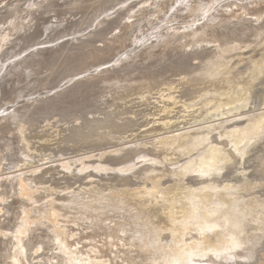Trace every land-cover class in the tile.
<instances>
[{"label": "bare ground", "instance_id": "1", "mask_svg": "<svg viewBox=\"0 0 264 264\" xmlns=\"http://www.w3.org/2000/svg\"><path fill=\"white\" fill-rule=\"evenodd\" d=\"M147 1L149 0H140V2ZM42 2L50 7L57 5L56 0H43ZM144 4L146 5V3ZM39 6L42 7L43 5L33 2L29 5V8L36 10ZM72 8H76V6ZM170 8L172 10L167 13L168 26L155 31L150 44L141 42L140 46L128 50L116 62L109 64L103 62L104 64L96 67L95 71L89 72L87 70L89 73L80 74L79 78L72 79L64 87L56 90L52 89L49 92L51 95L47 94L41 98H38V96L33 98L30 103L35 104L34 102L39 100L40 104L46 106L59 101L61 103L62 100H65V97L75 92L76 94L77 92L81 93L84 86L88 88V85L94 84L97 80L108 86L114 85V87L122 89L130 88L136 91V94L137 91L144 94L145 89L150 92L154 87L165 85L161 89L165 96L160 100L164 102L162 109L165 112L172 113L170 106L173 104L176 107L178 103L182 102V107L188 109L185 111L188 114L182 116L187 117V115H191L190 108L197 106L194 109L201 112L200 115L204 114L206 119L210 120L209 124L207 125L204 122L205 125L201 126L202 122L199 119L194 121L193 126L187 128L179 125L181 121H173L172 118L163 117L161 118L163 120L155 122L156 124L149 128L151 132L157 129L165 130L161 133L159 131L156 137L154 136L155 139L150 136L152 140L154 139L152 142H141V138L140 140L137 138L135 141L132 139L133 145L130 144V140L127 141L130 144L128 146L125 142H122L124 141L122 140L124 139L123 134L137 128L133 129L139 121V118H137L139 110L131 111L134 116L130 114L129 117L126 115L123 118L117 117L118 119L114 118V115L112 116L110 112H106L102 116L94 113V116L91 114L92 116L88 117L89 115L85 114L88 111L85 110L81 124L76 122L74 115H78L75 113L72 114L74 117L72 123L68 127L66 126V130L70 131L67 134L70 135L69 137H72V135L78 137L74 144L67 145L71 153L63 152V145L61 146L60 141H58L57 146L53 145L57 149L54 148L56 153L54 156H58L57 153H60L61 157L51 158L50 156V165L44 169L41 168L39 171L41 173L25 174L22 172L9 176L7 170L20 166L21 162L24 165L33 164V161H35L33 158L35 159L40 155L44 159L47 153L41 152H44V148L47 149L50 145L46 144V141L45 144L40 141L41 144L37 146L35 145L36 141L31 140L34 135H28L29 126L27 124L30 122L29 119L25 120V115L26 119L27 116L32 118V116L30 117L32 114H26L27 111L31 110H28V108L21 109L22 106L15 105L13 111L12 109L10 111V108L3 111L4 107L2 109L3 113H0V135L6 131L8 127L6 124L9 125L15 121H17V127H15V124L14 129H18V133H15V131L16 136L10 135L12 137L7 138L6 142L1 140L5 142V147H0V205H4L6 208V206L11 205L5 206V204L11 202L13 206L10 208L13 209L12 207H14V210H16L18 209L16 206L19 204V212L23 218L16 223L15 231L25 234V237L21 236L18 239L17 235L12 236L16 246V250L11 252L12 255L10 253L13 264L43 263V259L39 260L47 254L45 252V256L41 257L43 248L50 249L54 244L59 246L64 244L66 247L77 249L79 253H75L70 257H61L64 260L71 258L75 260V264H107V262H112L111 264H264V109L261 111H257V108L256 111L249 109L252 104L256 103L257 98L264 102V89L260 92L256 90L258 84L260 85L264 81V46L260 47V43L264 42V0H180L177 4L176 0H172L169 3ZM11 9L15 10L17 8ZM145 9H133L128 17H139L140 21L142 20L141 14ZM162 11L160 10V12ZM159 15L157 14V16ZM181 15H184L183 17L186 19H183L184 21L180 24H178L180 20L177 24H174ZM112 17L113 14L108 19H112ZM67 20L65 22V19L59 20L57 18V20L49 23L52 26L44 24L48 26H45L47 29H54L64 25V22L67 23ZM103 21L99 20L97 22L104 23ZM133 24L135 22L130 24L129 20L124 21V18H119L116 20V27L119 28L118 32L113 34L112 37L106 38L104 40L106 43L103 46L98 45L91 51L79 56H82L81 58L87 63L89 60L94 61L104 52L111 53L114 49H120L126 40L129 41L130 37L134 36ZM69 27L71 29V26ZM7 28L12 29L10 26ZM134 28L136 29V27ZM55 30L57 29L55 28ZM227 30L230 33L226 35ZM22 31H24V28ZM76 38L78 37L73 39L80 42L81 38ZM2 41H6L3 36L0 38V42ZM212 42L217 43L210 45ZM179 43L181 44L178 45ZM3 45H0V52ZM188 46H192L191 49L188 50ZM9 47L10 50L12 46ZM62 47L63 45L60 48ZM173 47H176V49L184 47L183 50H186L184 56H188L190 53L196 54L195 58L201 59L198 67L193 70H175L171 67L170 70H165L164 75H158L156 72L136 74L137 70L128 69V66L134 62L140 63L144 58L150 59L157 53L165 52ZM57 48L59 49L58 46L56 48H39V51L34 52V54L28 52L23 57L21 56L22 58L11 59V62L6 66L2 65L0 67V94L4 86L1 87V82L6 77V72L7 75L10 74L12 77L13 74L18 76L16 73L26 74V76L36 74L44 62L45 54L43 51L52 50L53 53H56ZM5 49L7 52L9 51L7 48ZM122 52L120 51L119 54ZM245 54L248 55L247 58H244ZM236 55L240 57L238 61L234 59ZM241 61L246 62L243 68L239 65ZM4 67H7L5 72H3ZM150 73H154V77ZM165 75L169 76L158 83L157 78ZM175 75L180 77L175 79L173 78ZM124 82L127 84H124ZM24 88L26 89V87ZM90 89L92 90V88ZM142 89L144 91H141ZM123 91L125 92V90ZM52 92L54 93L52 94ZM127 93L125 92L126 95ZM107 94L110 95L108 92ZM3 95L0 98H4ZM80 95L82 96V94ZM115 95L119 97L118 93H115ZM150 97L152 96H148L147 93L146 97L143 95L138 99H152ZM101 98L103 99V97ZM165 98H170L171 102L164 101ZM103 100H105V97ZM101 102L103 101L101 100ZM33 104L32 106H34ZM77 104L78 102L75 104L76 107ZM104 107L106 108V106ZM43 108L42 106V110L47 109V107ZM67 108L69 109L68 106ZM91 109L88 110L91 112ZM42 110L35 111L40 113ZM58 111L60 112L59 109ZM148 111L150 112L149 109ZM140 112L142 113V111ZM38 113L36 115H39ZM36 115L34 114V117ZM40 115L42 116L43 112ZM166 116L168 115L166 114ZM36 117L33 119H36ZM65 117H63V120ZM197 117L198 115L194 118ZM66 119L68 120V118ZM176 119L174 118V120ZM183 119L186 120L185 117ZM74 120L75 122H73ZM13 125L9 126L12 127ZM48 125H50V122ZM57 125L52 127H58ZM161 125L163 127L160 128ZM142 126L140 125L138 128L141 129ZM14 129L9 128L12 133ZM87 129L88 131H86ZM9 130H7V134H3L4 137L5 134H9ZM49 131L46 132L48 135ZM11 132L10 134H12ZM43 132L42 130L41 133ZM34 133L37 135L39 131ZM117 134L120 136H117ZM67 138H62V141L64 142ZM51 139L53 141V137ZM73 140L70 139L69 141L73 142ZM142 140L144 141V139ZM112 142L114 144L110 146L114 148L109 147L108 150V147H100L105 146L106 143L112 144ZM3 143L0 144L3 145ZM78 145H84V147L86 145V147L90 146L95 149L89 150L90 147H88V150H86L83 147V152L77 155L81 151ZM47 150L51 149L48 148ZM73 154H75L74 161L69 157ZM96 156L100 159L92 160L90 158ZM80 158L90 159L78 162ZM59 161L60 164H58ZM74 162L78 164L76 165ZM254 164L260 167L259 170L247 172L248 168L255 167ZM40 165L43 166L44 164ZM228 167H232L235 172L240 171L241 173L230 176L228 174L230 171H227ZM53 169L64 173L61 175L66 181L58 180L50 174V172H54ZM72 169V176H70ZM15 172L17 173V171ZM93 176H100L101 178L93 179ZM55 178L62 183L65 182V188L63 187L60 190V187H58L60 183L58 182L55 185L53 182ZM71 178L88 180L85 182L76 180L80 185L73 188L74 186L72 187L70 182ZM50 183L57 187L53 190L57 194L60 193L54 199L47 200L46 203H42L40 206L35 205V208L29 206L33 198L37 199L36 202L39 203L42 202L44 197L53 194L45 195V190L51 189L48 186ZM62 186L63 184L61 188ZM64 190H66L65 193ZM10 208L7 209V212ZM89 212H96L98 222L95 224L87 223L86 216ZM62 213L66 214L69 217L68 219L77 217L80 224L83 222L81 233L88 227L91 228L87 232L100 231L102 233L99 237L100 243L90 242L88 237L86 239L85 235L81 233L78 240L71 239V231L59 233L58 228L56 229V216ZM8 214L10 215V213ZM108 219L113 225H109ZM10 220H12L11 217ZM10 220L9 223L7 222L8 224L12 222ZM30 221L31 225H29ZM3 230L5 229L3 228ZM3 237L5 240V235ZM80 239H84L81 242L82 244L79 241ZM115 243L119 246H115L116 248L111 250L110 248L114 247ZM10 245L11 243L8 244V246ZM32 247L35 250L31 254L34 255V258L29 260L28 254L29 251L33 250ZM2 248L4 246H1ZM10 251L8 250V252ZM51 258L53 259V257ZM6 259L10 258L6 257ZM8 264H12L10 260Z\"/></svg>", "mask_w": 264, "mask_h": 264}, {"label": "rangeland", "instance_id": "2", "mask_svg": "<svg viewBox=\"0 0 264 264\" xmlns=\"http://www.w3.org/2000/svg\"><path fill=\"white\" fill-rule=\"evenodd\" d=\"M42 1L43 0H0V38H1V36H3V37L6 38V41L0 42V45L1 44L3 45V43H4V45L1 46V52L4 51V52H2L4 56L0 52V55H2L0 57V60H1L0 61V63H1L0 64V67H2V65H4V66L8 65V63L11 62L10 61L11 59H13V60L15 59L16 60V58H18V59L19 58H22L28 52H31L32 54H34V52L39 51V48H53V47L56 48V46L59 47V49L57 48V52L56 53H53L52 50L43 51L44 54H45L44 62L42 63L41 68L39 69V71L36 74H32L30 76H26V74H22V73H19L18 74V73H16V75H18V76H15V74H13V77H12L10 74L7 75V72H6L5 73V76L6 77L1 82V84H2L1 87L3 85L4 86L2 87L3 90H2V93L0 94V96H2L4 94L3 95L4 98H0V100H1V102H0V113L1 114L3 113L2 112V109L4 107L5 108L3 109V111L6 108H10V111H11V109L13 111V108H14L15 105H17L19 107L22 106V107H20L21 109L22 108H28V110H31V111H32V109L36 108L32 112L31 111H27L26 112V114L28 113V115L29 114H32V115H30V117L32 116V118H29L27 116V119H26V115H25V120L27 121L29 119L28 121L30 122L29 124H27V126H29L28 129L30 130V131L28 130V135L29 134L32 135V136L34 135L31 138V140L33 139V141H36V144L35 145H37V146L39 144H41V142H43L42 144H45V141H46V144H48V145L51 146V147L50 146L47 147V149L50 148L51 150H47L46 148H44V152H41V153H47V156H45L44 159L41 157L42 155H40V156H38L39 158L38 157H36L35 159L33 158V160H35V161L32 160L33 161V164L31 163L32 165L31 164L24 165V163L21 162L20 166L22 165L23 167L22 166L21 167L18 166L19 168L18 167H15L12 170L11 169L10 170H7V172L9 173L8 174L9 176H11V175H17V174L22 173V172H24L25 174H31V173H34V172L37 173V172L40 171L41 168L44 169L47 166H49L50 165L49 162L51 161V158H60L61 157V154L60 153H57L58 156H54L56 154L55 153V150H54V148H55L54 146L55 145L57 146L56 143H58V141H60L61 146L63 145V148H64V149L62 148L63 152H70L68 150L67 145L68 144L69 145L70 144L71 145L74 144L75 141H77L78 137L75 136V135H72V137L74 138V140H73L72 137H69L70 135L69 136L67 135V134H69L70 131L69 130H66V129L69 126V124L72 123V120L74 119V117H76L75 118V120H77L76 122H80L79 124H81L82 123V120H81L82 119V116H84L85 114H87V116L89 115L88 117H90V116H92L91 114H93V116H94V113H98V116H102V115H104V113L110 112V113H112V116L114 115L113 116L114 118L118 119L119 117H122V118L123 117H126V115H127V117H129L130 114H131V111H133V110H137L138 111L139 110L138 111V115H137V118H139V121H138L139 124L137 123V125L134 126L133 129H135L136 127L137 128L140 127V125L141 126L143 125L144 128L142 126L141 129L143 128L142 130H146V131H142L140 128H138V129L136 128L137 130L135 129L134 131H127V132H129L131 134L132 138H131V136H130L129 133H124L123 134L124 139H122L124 141H122V140L121 141L122 142H125V144H127L128 146H130V144L133 145L132 143H134V142L132 141V139H134V141H135V140H137V138L139 140L141 138V140H140L141 142H146V141L147 142L148 141L149 142H152L155 139V137H156V135H157V133L159 131H160L159 133H161V132H164L165 130L164 129H159V130L157 129L156 131H152L151 132L149 130V128H151L150 126L155 125L158 121L163 120V119H161L163 117L172 118L173 121H177V120L178 121H181V123H179V125L180 126L187 127V128H189L190 126H193V124L195 123L194 121L195 120H199V119L202 122L201 126H203V124L205 125V123H207V125L209 124L208 122L210 120L206 119V117H205L204 114L200 115L201 112H198V111H196V109H194L197 106L194 107V108L193 107L190 108V111H191L190 114L191 115L190 116L187 115V117L184 116L186 118V120L183 119L184 117L182 115L188 114L187 112L185 113V111L188 110V109H185L184 107H182V102L178 103L176 105V107H174L175 105H173V104L170 106L171 107V110H172V113L171 112H168V113H170V114H168L167 111L165 112L162 109V106H163V103L164 102L163 101H160L165 96V95H163V92L161 91V89L165 85H160L159 87H154V88L151 89L150 92H147L148 90H146V89H145V91H144V89H142L141 91H144V94L143 93L142 94L141 93H138V91H137V94H136L135 93L136 91H133L130 88L122 89L120 87H114V85L113 86H108V85L104 84L102 81L97 80V81L94 82V84L92 83V84H90V86L88 85V88H87V86H84V88L82 89L83 92L82 91H81V93L77 92L78 95L75 92L74 94H72L73 96L72 95H69V96L65 97L64 98L65 100H62L61 103H60V101L58 103H54V104H56L55 106H53L54 105L53 103L52 104H49L47 106L44 105V104H40L41 103V102H39L40 100L34 102L36 105L33 104V103H30V101L33 98H36L38 96H39L38 98H41L43 96L45 97L47 94L48 95L49 94L51 95V93H49V92L52 89L53 90H56V89H60L61 87H64V85L67 84L72 79L79 78V75L80 74H82V73H89V72L93 71L96 67H99V66L103 65L104 64L103 62H106L107 64L112 63V62H116V60H118L121 56H123L126 52H128V50H131L132 48L137 47L139 44L141 45V42L142 43L143 42H147V44H150L151 43L150 40L153 39V37H154L153 33L155 31H157L158 29H160V28L162 29V28L168 26L167 13H169L172 10L171 8L169 9V3L172 0H149L147 2H140V0H56L57 1V5L56 6H51V7L45 5ZM179 1L180 0H176V4ZM33 2L40 3V5H43V6L42 7L39 6L38 9H36V10L34 8L33 9H30L29 8V5H31ZM138 2H140V3H138ZM219 2H221V1H219ZM144 3H146V5ZM73 6H76V8H72ZM11 8H17V9L12 10ZM139 8H144V9L146 8L145 11H143L142 14H141V19L142 20L139 21V17H131V18L128 17V15L131 13V11L133 9H139ZM162 9H163V11H162ZM10 10H12V11H10ZM160 10L162 12H160ZM112 14H113L112 19H108V18H110V15H112ZM154 14H155V16H153ZM157 14H160V15L157 16ZM183 16L184 15H181L180 17H178V19H176V21L174 22V24L175 23L177 24L179 20L180 21H179L178 24H180V22L184 21L186 18H184ZM57 18L59 20L60 19H63V20L65 19V22H66L67 19L68 20H67V23L64 22V25H61L62 27L61 26L60 27H55L57 30H55V28L54 29H47L46 27H48L49 25H51L49 23H52V21L57 20ZM119 18H124V21L129 20V23L130 24H131V22H133V23L135 22V24L132 25L133 30L135 32L134 36H131L130 39H129V41L126 40L125 41V44H123V46L120 49H114L111 53L110 52H104L103 54H101L100 57H98L94 61L89 60L86 63L84 61V59L81 58L82 56H79V55H82L85 52L91 51L94 47H96L98 45L99 46H103L104 43H106L104 41L106 38L112 37L113 34H115L116 32L119 31V28L116 27V20H118ZM188 18H187V20L190 19V18L189 19ZM99 20H101V21L106 20V21L105 22L103 21L104 23H98ZM44 23H46L48 26L46 24H44ZM17 24H18V26H16ZM22 24H23V26H22ZM31 24H33L34 26L31 25ZM68 24H70V25H68ZM19 25H20L21 29H20ZM24 25H26V26H24ZM37 25H40V26H37ZM8 26L12 27V29L9 30L7 28ZM69 26H71V29H70ZM134 27H136V29ZM23 28H24V31H22ZM34 29H35V31H34ZM17 30H18V32H17ZM228 33H230V32L229 31L226 32V35ZM15 35H18V36H15ZM74 37L81 38L80 39V42L75 41L73 39ZM78 38H76V39H78ZM249 38H250V36H249ZM216 43H213L212 42L210 45H212V44L215 45ZM180 44L181 43H179L178 45H180ZM260 44H261L260 47H263L264 46V42H262ZM61 45H63L62 48H60ZM9 46H12L11 49H10L11 51L8 49ZM13 46H15V47H13ZM123 47H124V49H122ZM191 47L192 46H188L187 49L189 50V49H191ZM5 48H7L9 51L7 52V50ZM183 48L184 47H178L176 49V47H173V48H170V49L166 50L165 52L164 51L159 52L154 57H152L150 59L149 58L148 59H145L144 58V59H142V61L140 60L141 61L140 63L139 62H134L132 65L128 66V69H130V70H137L136 74H138L140 72H145V73L146 72H156V73H158V75H164L165 70H170L171 67H173L175 70H193L194 68H197L198 67V63L200 62L201 59L195 58L196 54H192V53H190L188 56H184L183 54H184V52L186 50H183ZM141 49H143V48H141ZM47 51H49V52H47ZM120 51H123V52L119 54ZM64 52H65V54H63ZM114 52H115V55L113 56ZM201 55H205V54H201ZM201 55H199V56H201ZM245 55H244V58L245 57L247 58L248 55H246V56ZM234 59H235V61H238L240 59V57L236 55V56H234ZM235 63H237V62H235ZM93 64H95V65H93ZM244 64H246V62L245 61H241V63L239 65H240V67L243 68L244 67ZM114 65H116V63H114ZM6 68L7 67H4V69H3L4 71L3 72H5ZM87 70H89V72ZM20 74H21V76H20ZM150 74L152 75V77H154V73H150ZM167 76H169V75H165L164 77H158L157 78V82L158 83L159 82H162L163 78H167ZM45 77H47V78H45ZM179 77H180L179 75H175L173 78L178 79ZM6 79H7V82H6ZM24 80H26V81H24ZM97 82H99V83H97ZM35 83L37 85L39 84V86H37ZM124 84H127V83L124 82ZM149 84H154V83H149ZM263 84H264V81L260 85L258 84V86L256 87L257 88L256 90L259 91V92L261 90H263L264 89V85ZM35 85L37 86V89L35 88L36 87ZM24 87H26V89ZM201 87H203V86H201ZM90 88H92V90ZM127 89H129V90H127ZM5 90H6V92H5ZM19 90L20 91L23 90V91L20 92ZM103 90H104V92H103ZM123 90H125V92H128V93L131 91L132 93H129L130 96H129L128 93L126 95ZM120 91H122V92H120ZM107 92L110 93V95L107 94ZM259 92H258V95H259ZM53 93L54 92H52V94ZM115 93L116 94L118 93L119 94V97H118V95L116 97ZM147 93H148V96H152V97H150L152 99H148L149 101L146 100V99H142V98H139L138 99V97H141L143 95L146 97L147 96ZM40 94H42V95H40ZM80 94H82V96ZM113 95H114V97H113ZM122 96H124L125 99L122 98ZM101 97H103V99L105 97V100H103ZM70 98H71V100H70ZM158 98H160V99L157 100ZM2 99H3V102H2ZM72 100L75 101V102H73ZM101 100L103 102H101ZM163 100L166 101V102H168V103H169V101L171 102L170 98L169 99L168 98H165ZM98 101H99V103H98ZM111 101H112V103H111ZM151 101H152V103H151ZM76 102H78V104H77L78 106L77 107L75 105ZM255 102L256 103L255 104H252L249 109H252V110H255V111L257 109H258L257 111H261V110L264 109V102H262L258 98L256 99ZM100 103H102V104H100ZM32 104L35 107L32 106ZM94 104H95V106H93ZM96 104H99L101 106L97 105L98 106L97 107ZM102 105L106 106V108L104 106H102ZM36 106L39 107V108L37 109ZM42 106L44 107L43 109H45L47 107L48 111H47V109L46 110H42L41 109ZM67 106L69 107V109L67 108ZM124 106H125V109H124ZM70 107H71V110H70ZM148 107H150V108H148ZM58 109L60 110V112L58 111ZM88 109H91V112L92 113ZM104 109H107V110H104ZM110 109H111L112 112L110 111ZM148 109L150 110V112L148 111ZM192 109H194L195 111L194 110L192 111ZM35 110H37V111L42 110V111L40 113H38ZM85 110H87L89 114L88 113H85L83 115V113L85 112ZM93 110L94 111L101 110V111L94 112ZM114 110H115V112H114ZM116 110H117V112H116ZM44 111L45 112L47 111V112L45 113ZM140 111H142V113ZM42 112H43V115H42L43 117L40 115ZM70 112H72V113H70ZM36 113H38L42 117L43 120L41 119V117L39 118V115H36ZM75 113L79 117L78 116H75L74 115ZM99 113H101V114L99 115ZM162 113H164L163 114L164 116L162 115ZM34 114L36 116H38V117L35 116L36 119H33V118H35L34 117ZM72 114L74 115V117H73ZM166 114L168 116H166ZM62 115H64L63 117H65V116H67V117H65L64 120H63V117H61ZM197 115H198V117L197 118H194ZM131 116H134V114L133 115L131 114ZM171 116H173V117H171ZM143 117H144V119H143ZM179 117H181V118H179ZM66 118H68V120ZM148 118H149V120H148ZM174 118L175 119L177 118V119L174 120ZM30 119H32L34 122H31L32 120H30ZM39 119H41L42 121L41 120L39 121ZM58 119L59 120L62 119L63 121L62 120L59 121ZM145 119L147 120V122H146ZM75 120L73 122H75ZM67 121H68V123H66ZM15 122H12L11 124H9V125H13L14 124L12 127L6 124V126H8V127H7V129H6V131L4 133L7 134L8 133L7 130H9V128H11V130H13L15 127H17V121H15ZM49 122H50V125H48ZM54 122H56V124H54ZM144 122L146 124H143ZM153 122H154V124H152ZM57 123H58V125H57ZM62 123L63 124L65 123L64 124L65 126ZM15 124H16V126H15ZM61 124H62V128H61ZM32 125L35 126L36 128L37 127H39V128L36 129ZM55 125H57L58 127H55V128L52 127V126H55ZM146 125H147V127H145ZM161 127H163V126L161 125L160 128ZM145 128H147V129H145ZM33 129H34V131H32ZM133 129H131V130H133ZM11 130H9V131L11 132ZM17 130L18 129H14L13 133L11 132L12 134H10V132H9L8 135L5 134V137L3 135L4 133H2V135H0V137H2L4 139L1 138L0 141L1 140H5V142H6V139L7 138L9 139L12 136H16V134H14V132L16 131L15 133H18ZM42 130L44 131L43 133H41ZM37 131H39V133H38L39 135L37 133H36L37 135H35L34 132H37ZM48 131L50 132L49 133L50 136L46 133ZM86 131H88V129ZM29 132H31V133H29ZM44 133H45V135H44ZM51 133H53V134L51 135ZM40 134L42 136L44 135L45 138H44V136L42 138V136ZM57 134H58V137H57ZM10 135H12V136H10ZM47 135H48V137H46ZM63 135H65V136H63ZM54 136L57 137L56 140H55L56 142L54 141V139H55ZM117 136H120V135L117 134ZM146 136H147V138H145ZM150 136L152 138H154V139L152 140V138ZM36 137L39 139V141H38V139ZM50 137L51 138L53 137V141H52V139ZM66 137H68L67 140H65L63 142L62 141V138L65 139ZM148 137H150V139H148ZM58 138H59V140H58ZM69 138L71 140H73V142L72 141H69L70 140ZM48 139L50 140V143L52 142V144L49 143V140ZM142 139H144V141ZM129 140H130V144H128L129 142H127ZM3 142L4 141H1L0 143H3ZM5 142L3 143V145L0 144L1 145L0 147L3 148ZM66 142H70V143H66ZM113 144H114L113 142H112V144L106 143L105 146H100V147H108V150H109V147L114 148V147L110 146V145H113ZM64 145H65V147H64ZM127 145H124V146H127ZM78 146L80 147V150L81 151L78 152L77 155H80L83 152L82 149H83L84 145L83 146L78 145ZM149 146H150V144H149ZM85 147H86V145H85ZM85 147H84V149L88 150V147H90V146H87L86 148ZM100 147L98 146V148H100ZM92 149H95V148L94 147L93 148L90 147L89 150H92ZM51 152H53L54 154L52 153L53 154L52 155ZM94 153H98V152L95 151ZM94 153H92V154H94ZM49 154H51V155H49ZM50 156H51V158H50ZM74 156H75V154H73L71 156L69 155V157H71L72 161H74L73 160V157ZM90 158H92V160L100 159L98 156H96V157H90ZM90 158H80L78 162L85 161V160L90 159ZM46 162L49 163V164H47ZM60 163L61 162L59 161L58 164H60ZM74 163H76V165L78 164L77 162H74ZM40 164H42V165L44 164V165L41 166ZM254 165H255V167L248 168V171L247 172L250 173L253 170H256V171L259 170L260 167L257 164H254ZM24 168H26V169H24ZM60 168L62 170V167L61 166H60ZM15 171H17V173ZM52 171H54V172H50V174L54 175L56 178H58V180H61L62 179L61 181H66L65 179H63V175H61V174H64V173H62V172L60 173L59 170H57V169H53ZM227 171H230V173H228L230 176H235V175H238L239 173H241L240 171H236L235 172V170L232 167H228ZM58 172L60 173V175L58 174ZM72 172H73V169L71 171V174H69L70 176H72ZM39 173H41V172H39ZM47 175H49V174H47ZM96 177L93 176L92 178L93 179L101 178L100 176H98L97 178ZM56 178L54 179L53 182L55 183V185H57L56 183L59 182L60 185L58 187H60V190L63 189V187L65 186V184H64L65 182L62 183L61 181H58ZM71 179H72V181H71ZM71 179H70V182H71L72 187L74 186L73 188H76V187H78L80 185V183H78V182H83V181L85 182V181L88 180V179H85V180L78 179L77 180V179H73V178H71ZM62 184H63V186L61 188V185ZM82 184H85V183H82ZM55 185L53 183H50L48 186L51 189L45 190V195L46 194L53 193L52 195H49V196L43 198V200L45 202L42 200V202H39L38 203V202H36L37 199L33 198L32 201L30 202V205L29 206H31L32 208H35L36 206L42 205V203L43 204L46 203L47 200L54 199L60 193L59 192L57 194L56 191L53 190V188L54 189H57V187ZM69 190H71V189H69ZM65 191L66 190H64V193H65ZM9 204L11 206H13L11 204V202L8 203V204L6 203L5 206L6 205L9 206ZM11 206H9V207L6 206V208H5L4 205H3L0 208V210H1L0 211V219H1L0 220V226H1L0 236H2V235L4 236L5 235V237H6L5 240L3 239L4 238L3 236H2L3 238L2 237L0 238V250H3L4 248L7 249V250L4 249L5 250V253H4V250L2 252L0 251V264H6V263L8 264L9 263V260H10V263L13 264L12 257H11V255H12L11 252H13V251L16 250L15 249L16 246H15V242H13L14 238L12 236L15 237L17 235V239H18L21 236H24L25 235L23 233L20 234V233H17L15 231L16 230V223L20 222L22 220V218H23L21 216L20 212H19L20 211L19 210V207H18L19 204H17L16 207L18 209L15 208L16 210H14V207H12L13 209H11L10 208ZM8 208H10V210H8L9 212H7V209ZM5 210H6V212H5ZM11 212H12V214H11ZM13 212H14V214H13ZM8 213H10V215ZM17 213L20 214V215H18ZM62 214L56 216V220H57L56 229L58 228L57 230H58L59 233H62V232L67 233V232H70L71 231L72 234L74 235L73 236L71 234V239L72 240L73 239L78 240L80 238V235L82 234V235H85V238L86 239L88 237V239L90 240V242H92L94 244H97L99 242V239H100L99 237H101V234H102L100 231H98V232L97 231L87 232L91 228V227L90 228L88 227L87 229H85V231H83L81 233L80 231H82V228H83L82 223L83 222H81V224H80L79 219H77V217L74 218V219H72V218L68 219L69 217L66 216V214H64V213H62ZM8 216H10L12 220H10V217H8ZM63 216L65 217V219H64ZM9 220L12 221L11 222L12 224L11 223L8 224L9 223ZM15 220H16V222H15ZM86 221H87L88 224L89 223L90 224H95L96 222H98V218H97L96 212H89L87 214V216H86ZM107 221H108L109 225L112 223L109 219ZM1 222H2V225H1ZM14 222H15V224H14V226H12ZM61 224H62V226H61ZM29 225H31V221H30V224ZM111 225H113V224H111ZM3 228L6 231L3 230ZM13 230H14V232H13ZM76 233H78L79 235L76 234ZM75 235L78 236V237H76ZM74 237H76V238H74ZM83 240L80 239L79 240L80 243L83 242ZM5 241H6V243H5ZM2 242H3V244H2ZM75 242H77V241H75ZM7 243L8 244L11 243V245L8 246ZM80 243H78V245H80ZM101 243L103 244V242H101ZM1 246L2 247L4 246V248L1 249ZM7 246H8V248H7ZM115 246H119V245H117V243H115L114 244V247H111L110 249L111 250L115 249L116 248ZM108 248H109V246H108ZM31 249H33V250L32 251H29V254H28L29 260H33V258H34V255H31L35 251L34 250V247H32ZM43 249L44 250H42V252H41L42 253L41 257L45 256L46 253L47 254H46L45 257L39 259V260H42L43 259L42 261H44L43 263H40V264H44V263H47L48 264L47 261L50 262L49 264H55V262L57 264L59 261L60 262L58 264H75V260H73L71 258L70 259L67 258L66 260H64L61 257L62 256L70 257L72 255H75V253H79V251L77 249H75L73 247H70V248L69 247H66L64 244L61 245V246H59L57 244H54L53 246H51L50 249L49 248L48 249L43 248ZM53 249H55L56 251L55 250L53 251ZM8 250H11V251L8 252ZM10 253H11V255H10ZM48 254H50V255H48ZM6 257H9L10 259H6ZM49 257L50 258L53 257V259L52 258L50 259ZM45 258H47V260H45ZM56 260H59V261H56ZM111 263L112 262H109V263L107 262V264H111Z\"/></svg>", "mask_w": 264, "mask_h": 264}]
</instances>
